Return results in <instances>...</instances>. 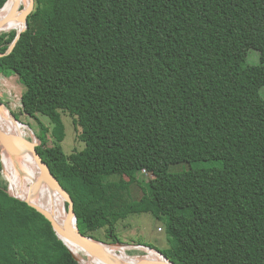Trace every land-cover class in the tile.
I'll list each match as a JSON object with an SVG mask.
<instances>
[{
    "label": "trees",
    "instance_id": "trees-1",
    "mask_svg": "<svg viewBox=\"0 0 264 264\" xmlns=\"http://www.w3.org/2000/svg\"><path fill=\"white\" fill-rule=\"evenodd\" d=\"M17 31H0V52ZM36 37L50 39L49 71ZM2 72L19 77L13 113L38 120L83 233L107 227L117 242L116 224L147 212L166 220L168 246L138 244L175 264H264V0H36ZM64 113L85 143L72 153ZM197 161L212 164L178 168ZM2 170L0 144V264H81Z\"/></svg>",
    "mask_w": 264,
    "mask_h": 264
},
{
    "label": "water",
    "instance_id": "water-1",
    "mask_svg": "<svg viewBox=\"0 0 264 264\" xmlns=\"http://www.w3.org/2000/svg\"><path fill=\"white\" fill-rule=\"evenodd\" d=\"M22 1L23 0H8L5 5L0 8L1 11L10 2V8L8 9L4 17L0 19V30L11 28L12 24L14 23L25 25L21 30L17 31V35L7 51L0 52V57L12 53L22 33L29 27V16L36 9V0H29V5L27 7L22 6ZM3 110L10 112L15 121H20L16 117V115L12 113L9 106L0 98V113ZM23 124L25 125V123ZM0 144L2 147L3 167L4 154H8L11 156L29 154L32 156L37 165L38 176L30 184L29 195L27 197L15 195L13 192H11L10 183L8 191L11 195L24 200L30 206L41 212L51 222L57 236L65 243V245L69 248L74 256L75 248H78L81 251L83 250L86 256L91 257L92 260H96L102 264H175L164 253L157 249L156 251L163 256V259L161 260L149 258L146 256L136 259H129L118 256L109 251L105 246V244H107L106 242L96 239L92 235L85 234L81 231L78 225V218L75 211V203L73 197L55 176V174L51 170L50 165L44 160L41 152L38 149L40 145L38 139L27 136V134H25L21 130L16 132L6 130L0 124ZM43 187H47L53 191H56L65 199L67 203V216L62 223L57 220L55 213L53 214V212L49 211L43 205L35 202L32 199L33 197H36L38 195ZM117 243L125 244L119 241H117ZM76 259L80 262L77 257Z\"/></svg>",
    "mask_w": 264,
    "mask_h": 264
},
{
    "label": "rangeland",
    "instance_id": "rangeland-1",
    "mask_svg": "<svg viewBox=\"0 0 264 264\" xmlns=\"http://www.w3.org/2000/svg\"><path fill=\"white\" fill-rule=\"evenodd\" d=\"M36 43H37V49L40 53L42 70L49 71L53 69L54 65H53V59H52V54H51V49H50L49 37H43V38L36 37ZM247 63L248 64L260 63V53L258 50H256L255 48H251L248 51ZM1 76L4 77V75H0V77ZM5 78H7L6 79L7 83H4L6 84V86H4L3 89H0V92H2L0 94L1 98L7 101L11 106L17 108V106L19 105L20 96L23 93V85L21 84L19 77L16 75H7L5 76ZM261 95L264 98V86L261 89ZM9 108L12 111V108L11 107ZM18 110L19 109H16V111H13V112H17ZM64 114L65 115H63V119L66 125V130H65V138L62 144H63L65 151L67 153H72L74 150L83 149L85 147V143L79 139V133L81 132V128L76 127L72 116L66 113ZM17 115L19 116V120L29 125V127L34 131V134L36 135L35 131H37L39 128L38 120L36 118L28 116L25 113H22V114L19 113ZM39 117L47 126H50L52 130L53 127H52V124L49 118L44 117V116H39ZM30 124L33 125L34 128H32ZM51 130L48 132L49 136H51ZM246 133L249 134L253 139L257 140V135L255 133L253 132H246ZM25 134H27V136H31L33 133L31 132V130H25ZM234 138H236L242 150L249 148V143L243 137H239L235 135ZM37 139L41 143V140L39 138ZM50 139L52 140V138ZM211 164L212 162H209V161H197L193 163L192 165H189V164L180 165L181 167L178 166V168L188 169L191 166L202 167L200 165H203L204 167V166H210ZM1 176L6 181V183H8V187H9V183L11 187L10 174L4 170V167L2 170ZM143 176L146 179H149L150 177H152V174H147L146 172L145 173L143 172ZM115 232L118 238L117 240L121 243L130 244V245L131 244L138 245V243H145V244L154 245V247H157L159 249H162L168 246L166 220L164 218H157L152 213L145 212V213H134V214L129 215L126 219L121 220L116 224ZM94 235L95 237H97L99 240L103 242L117 243L116 241H113L112 237L108 235L107 227H103L100 230L96 231ZM262 246L264 250V244ZM136 249L137 248H131L127 251L131 256H134L137 258L143 257L145 254L150 253L149 250L145 251V250H140V249L136 250ZM77 258L83 264H87L83 258L79 256H77Z\"/></svg>",
    "mask_w": 264,
    "mask_h": 264
},
{
    "label": "bare ground",
    "instance_id": "bare-ground-1",
    "mask_svg": "<svg viewBox=\"0 0 264 264\" xmlns=\"http://www.w3.org/2000/svg\"><path fill=\"white\" fill-rule=\"evenodd\" d=\"M22 3L24 7L29 5V0H23ZM10 8V2L0 11V19L4 17ZM25 25L24 24H12L11 28H17L21 30ZM6 28V29H11ZM4 29V30H6ZM3 30V29H2ZM0 30V31H2ZM0 124L9 131L16 132L22 131L25 133V130L28 129L26 125L22 122H17L12 117L11 113L3 110L0 113ZM36 139V138H35ZM7 165L5 167V171L10 174L11 179V192L15 195H20L21 197H27L29 195L30 184L32 181L38 176V169L35 161L32 156L29 154H22L11 156L8 154H4ZM9 177V176H8ZM17 194H16V193ZM35 202L43 205L49 211L55 213L57 220L59 222H63L67 216V205L65 199L56 191H53L47 187H43L41 191L38 193L36 197L32 198ZM106 248L112 253L129 259H136L137 257L131 256L127 250L131 248H137L140 250L150 251L149 254H145L144 256L161 260L163 256L156 251L155 248H150L144 245H133V244H105ZM136 249V250H137ZM74 254L83 258L87 264H102L96 260H92L91 257L86 256L85 252L75 248Z\"/></svg>",
    "mask_w": 264,
    "mask_h": 264
},
{
    "label": "built area",
    "instance_id": "built-area-1",
    "mask_svg": "<svg viewBox=\"0 0 264 264\" xmlns=\"http://www.w3.org/2000/svg\"><path fill=\"white\" fill-rule=\"evenodd\" d=\"M0 75H4V77L3 76H1L0 77V81H1V83H0V89H3L4 88V86H6V84H4V83H7V78H5V76H7V75H16V74H5V73H0ZM17 76V75H16ZM4 80V81H3ZM3 81V82H2ZM2 92H0V94H1ZM0 98H1V95H0ZM9 107H11L12 109H14V110H16V109H19V108H22L23 107V104H22V94H21V96H20V100H19V105L17 106V108H15V107H13V106H11V105H9ZM27 126V125H26ZM28 129H26V130H31L30 128H29V126L27 127ZM31 132L34 134V132L31 130ZM31 135L33 138H35V134L34 135ZM144 172H147V170L146 169H144Z\"/></svg>",
    "mask_w": 264,
    "mask_h": 264
},
{
    "label": "clouds",
    "instance_id": "clouds-1",
    "mask_svg": "<svg viewBox=\"0 0 264 264\" xmlns=\"http://www.w3.org/2000/svg\"><path fill=\"white\" fill-rule=\"evenodd\" d=\"M25 125H27V124H25ZM27 126H29V125H27ZM30 128V127H29ZM31 129V128H30ZM32 130V129H31ZM33 131V130H32ZM34 132V131H33ZM35 138L37 139L38 137L35 135ZM41 144V143H40Z\"/></svg>",
    "mask_w": 264,
    "mask_h": 264
},
{
    "label": "flooded vegetation",
    "instance_id": "flooded-vegetation-1",
    "mask_svg": "<svg viewBox=\"0 0 264 264\" xmlns=\"http://www.w3.org/2000/svg\"><path fill=\"white\" fill-rule=\"evenodd\" d=\"M13 112V111H12ZM14 114V113H13Z\"/></svg>",
    "mask_w": 264,
    "mask_h": 264
}]
</instances>
